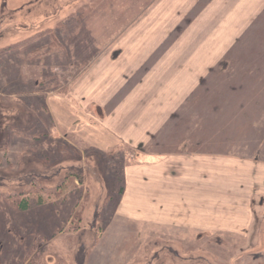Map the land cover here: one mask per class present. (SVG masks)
<instances>
[{"label": "rangeland", "instance_id": "1", "mask_svg": "<svg viewBox=\"0 0 264 264\" xmlns=\"http://www.w3.org/2000/svg\"><path fill=\"white\" fill-rule=\"evenodd\" d=\"M112 1L0 0V264H27L34 257L35 264H77L81 254L86 262L100 237L121 248H128L123 244L127 241L136 246L155 241L153 225H145V233L122 231L128 223L141 224L138 215H129L126 223L115 214L125 154L118 146L105 152L88 139L99 133L101 114L94 106L95 120L81 119L70 99L73 82L92 59L84 56L80 65L81 57L73 55L74 38L90 36L92 22L106 16ZM152 1L124 2L141 4L144 12ZM257 1L252 27L172 129L188 133V143H197L204 134L212 158L252 160L257 169L244 171L256 170L264 177V0ZM129 12L145 16L135 14V8ZM93 31L97 33L96 27ZM15 103L18 114L11 118ZM75 130L83 132L81 139ZM98 174L107 179L105 184L97 183ZM253 200L255 224L264 226V196ZM107 227L113 231L103 235ZM234 237L211 233L197 240L200 246L209 242L204 249L148 248L137 264H264V233L257 245L254 232Z\"/></svg>", "mask_w": 264, "mask_h": 264}, {"label": "crops", "instance_id": "2", "mask_svg": "<svg viewBox=\"0 0 264 264\" xmlns=\"http://www.w3.org/2000/svg\"><path fill=\"white\" fill-rule=\"evenodd\" d=\"M124 1H112L106 16L92 22L97 33L92 29L90 36L74 38L73 55L81 57L80 65L84 56L92 59L73 82L70 99L82 112L81 119L95 120L94 106L101 114L99 133L86 137L105 152L118 146L125 154L115 214L126 223L129 215H138L141 224L128 223L122 231L145 233V225H153L155 241H139L138 246L127 241L123 244L128 248H121L117 241L109 246L100 237L85 264H137L148 248L204 249L209 242L202 247L198 243L211 233L235 234L240 240L254 232V245L259 244L264 226L255 224L253 198L264 196V177L256 170L244 171L257 169L256 163L224 156L214 159L204 134L197 143H188V133L172 129L252 27L258 1L154 0L146 3L144 12L141 4ZM132 8L145 16L132 17ZM11 106L13 118L18 103ZM63 118L59 115L58 120L68 127ZM74 132L82 138L83 132ZM98 175L97 183L105 184L107 179ZM111 228L102 234L112 233ZM180 234L186 237L180 240Z\"/></svg>", "mask_w": 264, "mask_h": 264}, {"label": "trees", "instance_id": "3", "mask_svg": "<svg viewBox=\"0 0 264 264\" xmlns=\"http://www.w3.org/2000/svg\"><path fill=\"white\" fill-rule=\"evenodd\" d=\"M24 43H26V42H23V43H21V44H16L15 46H13V47H17V46H20V45H22V44H24ZM11 50H13V48H9V49H7V51H11ZM201 92V90L198 92V93H200ZM198 93H196L195 94V97H197L198 96ZM196 131V130H195ZM196 135V134H195ZM81 182H82V180H81ZM22 208L23 209H27L28 208V203L26 202V201H23V205H22ZM85 255L83 254V256H82V254L81 255H79L78 257H77V264H84V262H85V257H84ZM35 257L32 259V261H30L29 263H27V264H35L34 262H35Z\"/></svg>", "mask_w": 264, "mask_h": 264}]
</instances>
